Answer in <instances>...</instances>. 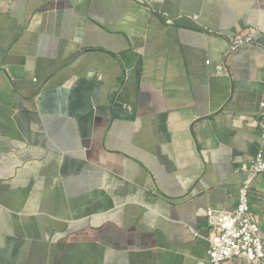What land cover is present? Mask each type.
<instances>
[{
  "label": "crops",
  "instance_id": "crops-1",
  "mask_svg": "<svg viewBox=\"0 0 264 264\" xmlns=\"http://www.w3.org/2000/svg\"><path fill=\"white\" fill-rule=\"evenodd\" d=\"M263 79L264 0H0V264L205 261Z\"/></svg>",
  "mask_w": 264,
  "mask_h": 264
},
{
  "label": "built area",
  "instance_id": "built-area-1",
  "mask_svg": "<svg viewBox=\"0 0 264 264\" xmlns=\"http://www.w3.org/2000/svg\"><path fill=\"white\" fill-rule=\"evenodd\" d=\"M171 23V20H167ZM261 33L258 27L229 36V49L256 43ZM263 96L259 101L257 126L264 141V79ZM244 173L240 181L235 206L231 209L207 208L206 216L210 231L206 237L208 248L206 260L197 264H264L263 234L260 224L249 204V191L255 176L264 173V156L261 147L247 162L240 165ZM199 236L197 232H193Z\"/></svg>",
  "mask_w": 264,
  "mask_h": 264
}]
</instances>
